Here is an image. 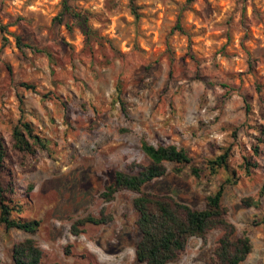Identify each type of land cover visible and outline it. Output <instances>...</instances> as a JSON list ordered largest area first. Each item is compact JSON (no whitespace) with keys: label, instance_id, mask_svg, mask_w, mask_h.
<instances>
[{"label":"rangeland","instance_id":"374dc122","mask_svg":"<svg viewBox=\"0 0 264 264\" xmlns=\"http://www.w3.org/2000/svg\"><path fill=\"white\" fill-rule=\"evenodd\" d=\"M134 3L136 18L127 0H69L86 17L85 37L69 17L56 19L60 0H0L4 162L19 214L39 220L31 233L0 223V264H13L12 244L26 236L41 249L39 264H139L135 193L120 189L104 200L100 192L111 169L147 162L140 137L190 157L177 173L167 163L145 191L200 209L226 176L235 179L221 204L234 236L251 243L239 264H264V0ZM18 120L31 123L43 149L24 157L11 149ZM226 146L227 170L207 174L206 159ZM243 158L257 163L247 174ZM100 212L110 219L70 231L77 218ZM219 235L214 228L188 238L165 264H217Z\"/></svg>","mask_w":264,"mask_h":264},{"label":"trees","instance_id":"16d2710c","mask_svg":"<svg viewBox=\"0 0 264 264\" xmlns=\"http://www.w3.org/2000/svg\"><path fill=\"white\" fill-rule=\"evenodd\" d=\"M191 1V0H187ZM129 9L136 18L138 13L134 0H127ZM60 11L56 19L61 21L63 16L69 17L85 37L91 33L86 25V17L79 11L71 8L69 0H60ZM176 27H179L176 24ZM4 25L0 24V31H4ZM5 39V38H4ZM19 45V38H15ZM31 88V85L24 84ZM10 147L24 157L33 155L37 149H43L45 143L34 132L30 122L18 120L10 128ZM139 147L147 158L146 163L130 162L127 170L111 169L110 182L100 192L104 200L112 198L120 189H127L135 193L131 204L137 213L135 220L139 237L134 247V257L139 264H165L171 261L181 252L188 240L194 236L203 239L205 233L217 228L220 235L213 247V256L217 264H239L249 253L251 243L244 233L234 236V226L224 218L225 208L221 204V196L224 186L235 179L229 175L216 188L205 196V206L197 209L180 202L166 193H158L143 190V186L162 176L167 163H173L172 170L177 173L182 164L188 163L190 157L181 146L173 143H148L143 137L139 138ZM6 146L0 136V223L5 229L16 228L31 233L39 225V220L21 216L18 202L12 198L14 183L5 165ZM254 151H257L254 148ZM229 147L205 161L204 169L209 175H214L220 168L227 170ZM257 166L256 161L243 158L242 169L248 173ZM190 172L195 177L199 169L190 166ZM5 176L3 180L2 177ZM261 186L259 192H261ZM246 205H256L250 198H245ZM110 219V216L102 214L86 215L74 220L70 225V231L76 233V225L83 223L101 224ZM42 252L36 241L31 237H23L12 244L11 259L13 264H39Z\"/></svg>","mask_w":264,"mask_h":264}]
</instances>
